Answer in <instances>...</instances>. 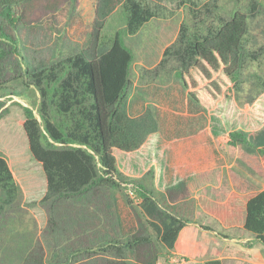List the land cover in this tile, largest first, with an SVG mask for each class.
Wrapping results in <instances>:
<instances>
[{"label":"trees","instance_id":"trees-1","mask_svg":"<svg viewBox=\"0 0 264 264\" xmlns=\"http://www.w3.org/2000/svg\"><path fill=\"white\" fill-rule=\"evenodd\" d=\"M33 1L0 0V18L12 29L0 26V121L17 120L18 147H26L40 164L45 192L38 203L46 209L49 232L44 238L58 251L43 263L32 253L22 258L13 248L22 237L34 240L33 222L32 233H22L0 247V263L3 259V264H161V259L167 263L186 220L154 197L152 167L143 176H133L138 153L157 131V122L149 111L138 117L126 112L134 55L124 38L137 34L152 18L182 9L185 17L177 35L151 72L171 71L191 103L208 111L238 94L247 61L263 57L262 46L249 48V22L262 3L248 0L242 10L223 15L216 11L217 0H165L170 10L161 3L164 0H122L123 26L106 42L96 37L97 54L88 58L73 52L33 70L15 33ZM248 75L255 86L252 104L264 93V74ZM13 96L27 98L28 105L13 100L4 107ZM252 129L230 130L226 143L256 155L264 173V133L260 139ZM21 192L0 151V221L8 218ZM118 193L137 222L127 235L116 229ZM203 208L226 226L241 225L264 245V189L232 191L222 202L206 199ZM3 250L15 257L7 258ZM203 264L222 262L209 259Z\"/></svg>","mask_w":264,"mask_h":264},{"label":"rangeland","instance_id":"rangeland-1","mask_svg":"<svg viewBox=\"0 0 264 264\" xmlns=\"http://www.w3.org/2000/svg\"><path fill=\"white\" fill-rule=\"evenodd\" d=\"M121 1L75 0L72 2L71 0H34L32 5L27 10L25 9V23L19 22L15 32L18 33L27 65L30 69L35 70L59 57L78 51L83 52L90 58L97 52V36H100V42H106L112 38L117 29L123 26L125 12L120 7ZM247 1L217 0L218 8L216 11L225 15L229 11L242 10ZM260 2L262 5L259 7V13L249 22L251 25V30H249L251 36L249 48L262 46L264 49V0H260ZM161 3L170 10V4L165 2V0ZM184 14L182 9L174 10L170 14L171 16L168 17L170 21L163 25L167 28L165 37L161 38V36L156 34L158 29L162 27V23H157L158 21L156 20H150L145 23L137 34L125 37L124 41L132 49L134 60L141 63L153 60L158 55L159 49L162 48L161 46L164 45L163 42H171L173 40L180 22L185 17ZM0 26L6 27L9 31L12 30L1 18ZM262 56L258 57L257 60L250 59L247 61V66L243 73L244 82L238 94L233 95L229 102L226 103V100L223 99V104H217L208 110L209 115L213 117L211 119L215 122V127L213 128L216 135H221L226 130L236 129L241 126L259 128L255 132L256 136L264 133V93L259 95L254 103H249L250 97L255 94V86L248 75L249 73L264 74V51ZM133 68L134 66L132 65V73L134 71ZM172 75L171 71L163 69L157 75L150 72L144 76L154 82L165 83ZM136 93L143 95L139 90ZM13 100L19 101L23 105H28L27 98L13 96L12 99L6 101L4 107ZM20 132L17 120L7 123L0 121V151L7 158L14 178L22 191V197L12 211L8 213V218H6L5 222L0 221V247L7 246V242H11L12 239L14 241L18 240V236L22 233H32L33 222H35L37 227L34 240L22 237L13 248L21 254L22 258H26L27 255L32 253L39 256L44 263L46 257L55 250L58 251V249L57 247L49 246L45 240L46 238H44V236L49 234L47 230L48 215L46 209L38 203L45 192L44 178L39 167L40 164H36L34 158H30L26 147H18L17 142ZM156 139L157 136L154 134L153 138L146 143V146L148 147L151 143L155 144ZM223 144L225 145L226 142L224 141ZM146 146L144 144V149L138 153V164L133 167L134 173L144 169L142 165L145 166ZM247 159L250 163L249 171L251 175H255L256 179H264L261 176L262 170L258 166L256 157L253 154H249ZM160 188L158 185L156 187L155 184H151L150 187L151 192L157 199L159 198L160 192L158 189ZM180 191V188L172 187L164 194L170 195V192L175 194ZM199 194L206 195L209 193L207 190H201ZM116 198L121 199L119 193L116 194ZM171 200L174 202L173 198ZM185 202L192 205V213L190 217H186L189 220L193 218L192 220L215 230L216 233L238 234L237 229L226 227L205 211L203 208V204H205L203 197H200V199L192 197L189 200H185ZM116 212L120 214V217L117 215L120 221L116 228L119 233L123 235L131 233V230H127L130 221L135 225L132 231L136 229L137 222L134 214L124 208L121 201L118 203L116 201ZM10 219H13V221L11 222ZM187 229L192 228L188 226ZM35 246L37 248L36 251L34 249ZM2 254L6 255L7 258L10 256L15 257L13 254L8 253L7 250H3ZM3 263L4 259L0 264ZM161 264H165L163 259H161Z\"/></svg>","mask_w":264,"mask_h":264},{"label":"crops","instance_id":"crops-1","mask_svg":"<svg viewBox=\"0 0 264 264\" xmlns=\"http://www.w3.org/2000/svg\"><path fill=\"white\" fill-rule=\"evenodd\" d=\"M170 16L166 14L151 19L162 23L156 33L161 38L166 36L167 28L163 25L170 21ZM171 42H163L164 45L153 60L142 63L134 60L126 104V112L130 117H138L149 111L157 122V131L154 133L157 136L156 143L147 147L146 143L154 134L147 138L144 143L147 147L145 166L142 165L144 169L133 176H143L152 167L155 175L153 184L161 187L158 189L161 205L186 220L179 232L173 255L165 264H203L209 259H220L222 264H264V245L241 225H225L237 229L238 234H220L197 223L193 218H186L192 213V205L185 200L203 197L205 200L222 202L232 191L247 193L264 189V179H256L255 175H251L247 159L251 153L238 146L223 144L230 130L216 135L213 128L215 122L209 111L191 103L174 75L165 83L145 78L144 75L155 68L164 48ZM96 51L95 54L99 51L98 47ZM138 90L144 96L137 94ZM258 129L253 128V133ZM258 137L263 138L262 135ZM143 146L140 150L144 149ZM261 176L264 178L263 170ZM172 187H178L181 191L164 194ZM201 190H207L210 196L199 194ZM115 201H121L123 207L130 210L122 199L116 198ZM117 215L120 217L119 212ZM129 224L127 230L132 232L135 225L131 221ZM188 226L192 229H187Z\"/></svg>","mask_w":264,"mask_h":264}]
</instances>
